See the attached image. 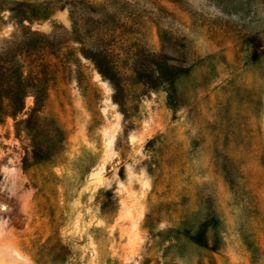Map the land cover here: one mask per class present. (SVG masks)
<instances>
[{"label": "rangeland", "instance_id": "obj_1", "mask_svg": "<svg viewBox=\"0 0 264 264\" xmlns=\"http://www.w3.org/2000/svg\"><path fill=\"white\" fill-rule=\"evenodd\" d=\"M228 1L0 0L8 79L29 30L52 67L0 99V264H264V8Z\"/></svg>", "mask_w": 264, "mask_h": 264}, {"label": "trees", "instance_id": "obj_2", "mask_svg": "<svg viewBox=\"0 0 264 264\" xmlns=\"http://www.w3.org/2000/svg\"><path fill=\"white\" fill-rule=\"evenodd\" d=\"M248 1V0H247ZM257 1L258 5L254 9V12L257 11L258 8H264V1L263 0H255ZM16 7H28L26 4L16 3ZM244 4L242 0H229L226 6L221 7L224 11H234L236 13L241 12L243 10ZM230 8V9H229ZM191 28H201L204 26L205 19L202 15L197 13L196 11H191ZM88 21H92L91 17H87ZM23 21V20H22ZM22 23V22H21ZM31 37H35V41H27ZM256 38L254 36L248 35L244 37L243 44H250L252 47L251 52L249 54V58L246 63H252L258 60L260 57L264 56V48L262 46L256 47L255 44ZM12 46L11 49L13 50V55L15 56H22L23 59H28V74L23 75L22 71L15 76L14 81L11 82L5 70L2 66H0V99H8L9 102L19 110L22 107L23 99L26 94L32 93L34 98V105L38 107L44 96L46 94V82L49 80V75L51 74L52 67L46 63H42L39 61V58H36L42 50V48L51 45V42L46 39V37L40 33L28 31L25 33L21 38L16 39L15 41L11 42ZM83 44V42H82ZM80 54L86 59L87 53L84 51L83 48L80 49ZM1 57V56H0ZM64 63H73L74 67L76 68L74 80L79 85L81 84V63L78 57H75L73 61L68 59L67 57H62ZM98 72L101 76L103 73L101 71ZM172 87V82L170 83ZM175 89H170L169 96L171 97ZM113 102L116 103L114 97L112 98ZM118 104V103H116ZM183 107V106H182ZM0 112H1V105H0Z\"/></svg>", "mask_w": 264, "mask_h": 264}, {"label": "bare ground", "instance_id": "obj_3", "mask_svg": "<svg viewBox=\"0 0 264 264\" xmlns=\"http://www.w3.org/2000/svg\"><path fill=\"white\" fill-rule=\"evenodd\" d=\"M109 142H110V141H109ZM109 142H108V143H109Z\"/></svg>", "mask_w": 264, "mask_h": 264}]
</instances>
